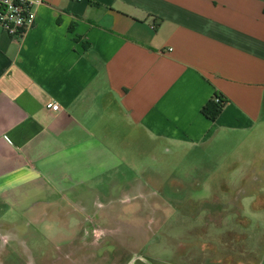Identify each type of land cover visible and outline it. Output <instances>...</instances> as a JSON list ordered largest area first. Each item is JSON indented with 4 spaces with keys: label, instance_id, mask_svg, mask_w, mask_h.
<instances>
[{
    "label": "crops",
    "instance_id": "1",
    "mask_svg": "<svg viewBox=\"0 0 264 264\" xmlns=\"http://www.w3.org/2000/svg\"><path fill=\"white\" fill-rule=\"evenodd\" d=\"M31 1L21 40L0 29V264L19 227L50 219L79 230L69 261L121 264L97 248L151 234L119 231L120 216L167 219L159 190L178 180L162 179L166 155L227 137L264 150V0ZM216 95L226 105L211 121ZM25 233L47 264L44 230Z\"/></svg>",
    "mask_w": 264,
    "mask_h": 264
},
{
    "label": "rangeland",
    "instance_id": "2",
    "mask_svg": "<svg viewBox=\"0 0 264 264\" xmlns=\"http://www.w3.org/2000/svg\"><path fill=\"white\" fill-rule=\"evenodd\" d=\"M246 143L242 138L227 137L205 152L196 149L166 155L162 179L178 180L174 186L165 181L159 190L173 201L160 205L167 219L120 216L114 220L119 231L125 233L128 225L151 234L137 237L140 242L131 239L127 248L102 245L96 256H107L115 263L123 260L121 264H264V150L249 151ZM167 168L171 171H165ZM221 176L229 178L230 189L225 191L216 183ZM215 192L225 203L213 202L210 194ZM117 207L116 212L120 210ZM121 207L126 212L137 208L133 203ZM29 229L39 230L38 234L44 230L38 244L41 247L43 239L48 247L47 264H74L65 254L76 244L79 230L73 221L51 219L19 227L24 231L17 239V250L9 249L12 256L3 258V264H8L9 258L14 264L38 263L34 241L25 233Z\"/></svg>",
    "mask_w": 264,
    "mask_h": 264
},
{
    "label": "built area",
    "instance_id": "3",
    "mask_svg": "<svg viewBox=\"0 0 264 264\" xmlns=\"http://www.w3.org/2000/svg\"><path fill=\"white\" fill-rule=\"evenodd\" d=\"M38 4L40 2L31 0H0V29L13 39L21 40L35 24V7ZM48 107L53 111L60 110L55 103Z\"/></svg>",
    "mask_w": 264,
    "mask_h": 264
},
{
    "label": "trees",
    "instance_id": "4",
    "mask_svg": "<svg viewBox=\"0 0 264 264\" xmlns=\"http://www.w3.org/2000/svg\"><path fill=\"white\" fill-rule=\"evenodd\" d=\"M216 99H219L217 101ZM226 105V101L220 96L216 95L202 110L204 115L211 121H216L220 116L223 108Z\"/></svg>",
    "mask_w": 264,
    "mask_h": 264
}]
</instances>
